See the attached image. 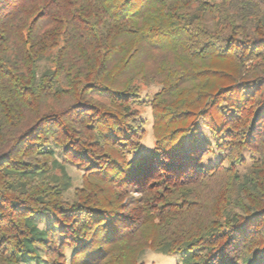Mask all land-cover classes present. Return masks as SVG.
I'll return each instance as SVG.
<instances>
[{"label":"trees","instance_id":"1","mask_svg":"<svg viewBox=\"0 0 264 264\" xmlns=\"http://www.w3.org/2000/svg\"><path fill=\"white\" fill-rule=\"evenodd\" d=\"M147 249L264 264V0H0V264Z\"/></svg>","mask_w":264,"mask_h":264},{"label":"rangeland","instance_id":"2","mask_svg":"<svg viewBox=\"0 0 264 264\" xmlns=\"http://www.w3.org/2000/svg\"><path fill=\"white\" fill-rule=\"evenodd\" d=\"M160 87L158 85H151L147 89H145L142 93V119L144 120L145 128L147 131L146 137L143 140V146H142V153L147 154L150 153L153 149L154 145V137H153V111L151 107V102L154 98V96L159 92ZM61 101V102H60ZM58 100H50V104L61 106L62 102H64V98ZM58 164L59 166H63L61 169H59L57 172L65 175L66 178H69V180L72 183L71 189L67 192L66 198H71V200L76 199V190L82 189V182H83V172L77 169L76 167L70 165L69 163L63 162L61 158H58ZM61 174V175H62ZM184 253L181 254H172L168 255L161 252H155L152 250H145L140 255V263L142 264H179L184 257Z\"/></svg>","mask_w":264,"mask_h":264}]
</instances>
